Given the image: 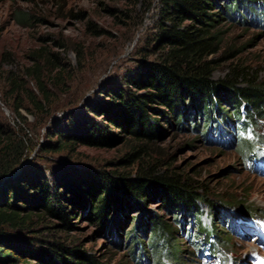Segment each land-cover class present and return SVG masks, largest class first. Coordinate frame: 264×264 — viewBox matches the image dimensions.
Returning <instances> with one entry per match:
<instances>
[{
  "label": "trees",
  "instance_id": "1",
  "mask_svg": "<svg viewBox=\"0 0 264 264\" xmlns=\"http://www.w3.org/2000/svg\"><path fill=\"white\" fill-rule=\"evenodd\" d=\"M141 1L143 12L155 7L154 34L137 51L142 58L135 73L108 92L112 103L106 106L110 123L132 138L131 146L115 160V168L96 174L66 168L48 176L41 169L25 172L23 167L13 175L24 161L23 152L1 163L0 264H20L30 257L38 264H104L79 245L60 240L40 245L37 238L23 242L19 235L33 229L35 214L59 219L62 229L87 216L97 224L100 234L114 243L125 241L132 253L142 243L158 246L156 251H160L162 239V256L171 264H185L187 255L180 247V238L187 225L195 228L189 230L190 237L212 234L217 238L215 244L226 248L231 240L224 217L230 209L254 210L236 196L214 193L204 180L154 155L151 143L165 134L163 121L173 127L198 125L207 133L215 122L235 125L243 109L258 127L257 122L264 118V75L236 62L223 77L216 78L214 71L226 57L213 56L221 49L225 56H235V47L225 45L224 24L245 13L256 16L257 10L264 12V0H157L155 5L154 0ZM39 88L48 98L40 82ZM90 109L99 111L96 106ZM86 126L84 131L59 130L58 139L43 148L58 151L77 143L105 146L115 142L114 134L98 131L90 121ZM257 132L264 140V131ZM4 133L5 128L0 127V136ZM209 136H213L211 131ZM8 143L5 150H13ZM239 145L244 162L255 142L242 139ZM152 203L159 211L151 208ZM205 212L211 219L209 225L203 223ZM193 243L196 251L188 252L196 256L204 247L199 241ZM160 258L155 264H167Z\"/></svg>",
  "mask_w": 264,
  "mask_h": 264
},
{
  "label": "rangeland",
  "instance_id": "2",
  "mask_svg": "<svg viewBox=\"0 0 264 264\" xmlns=\"http://www.w3.org/2000/svg\"><path fill=\"white\" fill-rule=\"evenodd\" d=\"M143 8L141 0H0V127L6 130L0 136V164L15 158L17 152H23L24 159L13 175L23 167L25 172L41 169L51 176L66 168L96 174L117 166L115 160L124 155L133 140L110 123L108 92L122 84L125 76L135 73L142 58L137 51L152 39L156 10L152 6L143 12ZM253 15L245 13L224 24L225 45L234 46L236 54L227 57L221 49L213 56L226 57L214 77H223L236 62L264 75V12L257 10ZM39 82L45 86L48 98ZM92 106L99 108L98 113L90 111ZM87 121L98 131L114 134L115 142L105 146L77 143L58 151L43 148L45 143L58 139L59 130L84 131ZM163 124L165 134L151 143L154 155L204 180L214 193L236 196L264 215V169L254 172L246 167L239 154L240 145L235 140L227 141L228 135L218 129L216 122L209 129L214 137L198 125ZM257 124V129L264 131V118ZM6 143L13 150H5ZM150 206L160 209L156 203ZM204 214L208 221L207 212ZM76 221V225L62 229L59 219L35 214L33 229L19 236L23 242L37 238L40 245L50 244L51 240L79 245L104 264H155L160 257L162 262H170L162 256V239L158 243L160 251H156L158 246L142 243L132 253L125 241L114 243L100 234L97 224L87 216ZM231 224H225L231 240L225 247L238 259L237 264H250L258 242L249 237V231L247 235L240 233V229L249 230L247 226L242 227L236 220ZM51 225L60 230H53ZM190 229L187 225L180 238V247L187 255L183 261L209 264L204 255L188 252L196 251ZM202 233L198 240L204 236ZM20 264L38 263L30 257Z\"/></svg>",
  "mask_w": 264,
  "mask_h": 264
}]
</instances>
